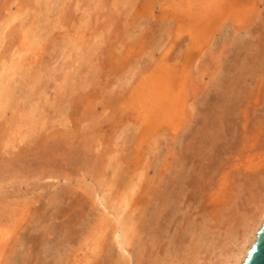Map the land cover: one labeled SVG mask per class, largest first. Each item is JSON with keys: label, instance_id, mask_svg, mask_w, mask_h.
I'll return each mask as SVG.
<instances>
[{"label": "rangeland", "instance_id": "obj_1", "mask_svg": "<svg viewBox=\"0 0 264 264\" xmlns=\"http://www.w3.org/2000/svg\"><path fill=\"white\" fill-rule=\"evenodd\" d=\"M3 82L0 264H222L263 207L264 0H0Z\"/></svg>", "mask_w": 264, "mask_h": 264}, {"label": "bare ground", "instance_id": "obj_2", "mask_svg": "<svg viewBox=\"0 0 264 264\" xmlns=\"http://www.w3.org/2000/svg\"><path fill=\"white\" fill-rule=\"evenodd\" d=\"M12 65H13L12 67H14V64ZM8 94H9V91L7 89L6 83L4 82L0 83V102L3 99L7 100ZM4 103L2 104L0 103V106L3 107ZM168 197L169 196H167V194H165V196L163 195L162 202L164 204L166 203L169 204ZM263 223H264V204L261 210L259 211L258 215L248 225V228L246 229L242 239L238 242V244H236L235 248L231 250V252L227 256H225V259L223 260L222 264H243L245 258L247 257L249 250L251 249L252 245L255 242L257 232L262 227ZM119 224H120V227H119L120 229L118 231L116 243L119 246V249L122 252H125L127 251L129 246H132L134 244V238H133L132 230L130 226H128L123 221L119 222Z\"/></svg>", "mask_w": 264, "mask_h": 264}, {"label": "water", "instance_id": "obj_3", "mask_svg": "<svg viewBox=\"0 0 264 264\" xmlns=\"http://www.w3.org/2000/svg\"><path fill=\"white\" fill-rule=\"evenodd\" d=\"M243 264H264V223L256 235V239Z\"/></svg>", "mask_w": 264, "mask_h": 264}]
</instances>
